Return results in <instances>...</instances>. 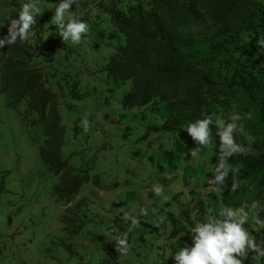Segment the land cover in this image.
Returning a JSON list of instances; mask_svg holds the SVG:
<instances>
[{"label": "trees", "instance_id": "trees-1", "mask_svg": "<svg viewBox=\"0 0 264 264\" xmlns=\"http://www.w3.org/2000/svg\"><path fill=\"white\" fill-rule=\"evenodd\" d=\"M75 9L78 20L89 23L105 17L110 21L104 29L90 26L84 39L113 30L109 39L116 51L108 73L131 80L123 107L146 110L155 122L151 127L170 135L172 149L165 150L158 167L169 177L181 173L185 185L184 192L168 195L165 206L177 209L189 224L217 215L223 206L247 210L254 203L257 207L250 216L264 219V52L256 44L264 37V0H80ZM49 14L46 10L43 16ZM18 16L6 20L1 35L8 34L10 20ZM36 19L25 43L17 41L0 49V88L9 108H19L26 101L25 119L37 116L35 121L45 129L42 161L54 175L67 179L72 195H78L87 178L72 176L70 159L62 156L64 126L54 100L62 88L55 93L57 87L47 84L53 73L42 66L45 53L38 34L45 19L41 15ZM117 32L122 36L117 37ZM93 46L101 47L97 42ZM234 113L242 116V130L235 138L245 152L228 160L233 171L224 185H210L220 144L215 122H230ZM206 116L214 121L212 138L193 157L198 145L184 128ZM233 179L242 181L235 192L230 191ZM253 224L250 221L246 227ZM250 231L253 238L264 241V230ZM188 234L187 228L175 229L169 255L184 245ZM251 255L245 264H256Z\"/></svg>", "mask_w": 264, "mask_h": 264}, {"label": "rangeland", "instance_id": "rangeland-1", "mask_svg": "<svg viewBox=\"0 0 264 264\" xmlns=\"http://www.w3.org/2000/svg\"><path fill=\"white\" fill-rule=\"evenodd\" d=\"M25 2L0 0V35ZM57 3L40 5L41 62L53 73L47 84L57 87L55 93L62 88L54 95L64 126L62 156L70 159L72 176L87 181L72 195L67 179L49 171L40 155L45 129L37 116L25 119L26 101L9 108L0 88V264H174L168 254L172 234L180 228L189 232L195 224L165 206L185 185L181 173L169 177L158 167L165 150L172 149L170 135L151 127L155 122L146 110L123 107L131 80L108 73L116 51L109 39L113 30L65 44L50 24ZM78 4L72 6L74 17ZM46 10L51 14L43 16ZM88 25L104 29L110 21L95 17ZM157 184L161 195L152 191ZM126 215L139 223L129 232V253L121 255L116 236L131 226ZM186 236L190 243L191 233Z\"/></svg>", "mask_w": 264, "mask_h": 264}, {"label": "clouds", "instance_id": "clouds-1", "mask_svg": "<svg viewBox=\"0 0 264 264\" xmlns=\"http://www.w3.org/2000/svg\"><path fill=\"white\" fill-rule=\"evenodd\" d=\"M42 0H27L20 5L19 16L10 20L7 35H0V49L6 45L10 47L19 41L21 44L29 39L30 31L37 24L36 17L40 15ZM77 0H58L54 8L55 13L50 24L58 29V36L63 43L69 41L73 45L81 44L84 37L90 31L88 23L78 20L72 15V6ZM257 48L264 52V37L256 40ZM230 122L218 120L216 135L220 138L219 152L217 153V166L213 170V177L210 185L222 186L228 180L233 169L228 165V160L237 154H243L245 148L237 143L235 135L242 130L239 123L242 116L234 113L229 118ZM214 121L211 117L197 119L189 123L184 129L198 147L191 152L193 157L210 144L212 138L211 125ZM242 181L233 179L231 192L237 191ZM152 191L155 195H161L163 187L159 184L153 186ZM257 205L254 203L251 209L244 207L234 209L223 206L217 215L208 216L206 219L196 222L190 229V243L184 242V246L172 254L174 264H245L250 258L260 264L264 260V241H258L251 235V230L260 232L264 230V219L258 215L250 216V212ZM126 219L131 221L128 231L116 236V247L121 255H127L130 251L129 232L139 221L130 215ZM250 221H254L251 228L246 227ZM168 258V259H169Z\"/></svg>", "mask_w": 264, "mask_h": 264}]
</instances>
